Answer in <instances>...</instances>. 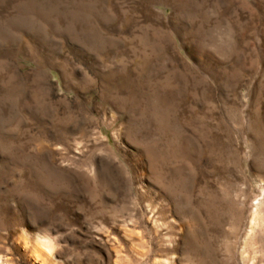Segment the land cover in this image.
<instances>
[{
    "label": "rangeland",
    "instance_id": "rangeland-1",
    "mask_svg": "<svg viewBox=\"0 0 264 264\" xmlns=\"http://www.w3.org/2000/svg\"><path fill=\"white\" fill-rule=\"evenodd\" d=\"M264 264V0H0V264Z\"/></svg>",
    "mask_w": 264,
    "mask_h": 264
},
{
    "label": "bare ground",
    "instance_id": "bare-ground-1",
    "mask_svg": "<svg viewBox=\"0 0 264 264\" xmlns=\"http://www.w3.org/2000/svg\"><path fill=\"white\" fill-rule=\"evenodd\" d=\"M47 239V238H46ZM38 238L33 245L32 252L36 260L44 264L46 261L52 263L54 245L49 240Z\"/></svg>",
    "mask_w": 264,
    "mask_h": 264
}]
</instances>
